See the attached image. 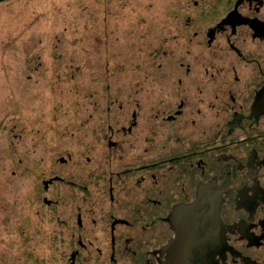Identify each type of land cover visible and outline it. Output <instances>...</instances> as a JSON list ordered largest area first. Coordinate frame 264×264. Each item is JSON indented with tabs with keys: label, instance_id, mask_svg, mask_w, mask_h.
Instances as JSON below:
<instances>
[{
	"label": "flooded vegetation",
	"instance_id": "af4514ba",
	"mask_svg": "<svg viewBox=\"0 0 264 264\" xmlns=\"http://www.w3.org/2000/svg\"><path fill=\"white\" fill-rule=\"evenodd\" d=\"M179 13L32 187L51 264H264V0Z\"/></svg>",
	"mask_w": 264,
	"mask_h": 264
},
{
	"label": "rangeland",
	"instance_id": "374dc122",
	"mask_svg": "<svg viewBox=\"0 0 264 264\" xmlns=\"http://www.w3.org/2000/svg\"><path fill=\"white\" fill-rule=\"evenodd\" d=\"M193 1L0 0V264L56 260L32 187L126 99Z\"/></svg>",
	"mask_w": 264,
	"mask_h": 264
},
{
	"label": "water",
	"instance_id": "95a60500",
	"mask_svg": "<svg viewBox=\"0 0 264 264\" xmlns=\"http://www.w3.org/2000/svg\"><path fill=\"white\" fill-rule=\"evenodd\" d=\"M202 208H203V204L201 202L200 204H198V205L195 206V211L198 210L200 213H202L203 212V209Z\"/></svg>",
	"mask_w": 264,
	"mask_h": 264
}]
</instances>
